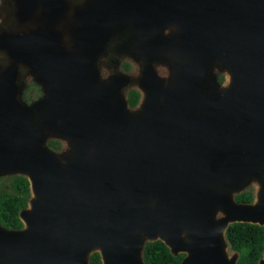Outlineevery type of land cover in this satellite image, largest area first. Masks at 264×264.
<instances>
[{
  "label": "water",
  "instance_id": "obj_1",
  "mask_svg": "<svg viewBox=\"0 0 264 264\" xmlns=\"http://www.w3.org/2000/svg\"><path fill=\"white\" fill-rule=\"evenodd\" d=\"M20 2L23 14L13 0L15 21L31 9L32 0ZM93 2L86 16L94 49L40 44L31 28L1 32L8 62L0 73V177L24 175L32 196L19 213L25 229L0 226V264H88L93 252L102 264H145L143 245L155 240L184 254L180 264H237L224 251L227 226H264V0ZM126 22L141 36L175 28L172 40L145 47L178 59L167 83L143 64L145 95L130 117L119 98L125 78L98 83L82 59L106 27ZM215 62L230 82L202 92ZM19 65L50 87L40 125L17 98ZM42 126L69 144L64 160L44 143ZM249 179L263 182L255 203L221 189ZM217 208L223 217L215 222Z\"/></svg>",
  "mask_w": 264,
  "mask_h": 264
},
{
  "label": "flooded vegetation",
  "instance_id": "obj_2",
  "mask_svg": "<svg viewBox=\"0 0 264 264\" xmlns=\"http://www.w3.org/2000/svg\"><path fill=\"white\" fill-rule=\"evenodd\" d=\"M4 1L5 6H7L6 0ZM150 4L152 6L158 5V3L154 2H150ZM94 5L95 3L93 2V0H32L30 11L28 12V9H26L27 15L24 17L25 19L21 18L22 21L20 22L23 24V22L25 21V25L27 22H30L32 24L31 30L33 31L34 35H36L37 40L39 37L40 44L42 43L43 45H45L49 43H56L58 47L63 48L69 53H72V49L74 47L83 45L85 47L89 46L91 48L95 46L97 47L98 41L96 39V34L90 35V33H87L88 28H93H91L92 25L90 19H88V17L86 16V12L89 13V11H93L91 10V8ZM22 9H24V5L22 4V2H20V0H18V12H21V14H23ZM2 11L3 10L0 8V15L3 16L8 12L7 8H5V11H3L5 13L1 14ZM6 16L8 15L6 14ZM23 27L19 29L23 30ZM160 30H164V28H149L147 34L145 36H141L133 29L132 24L129 22L121 25V27L114 28L113 26H108L106 27V34L104 40L100 43V46H98V48L94 51L93 48L89 52L90 54L87 55L88 57H82V59L85 62H88L89 65H91L92 68L95 69L96 73L98 70L97 66L103 64L115 69L120 65L122 73L126 74L130 71L131 65L134 63V61L140 62L142 64H150L153 59L162 54L159 52L151 53L145 47V44L147 42L156 41L158 39H173V36L169 38L166 36L160 37L157 34H153ZM25 34H27L26 29L18 33L19 36ZM110 47H112L113 50H110ZM122 49L123 52L121 54H129L130 57L127 56L123 58L121 54L118 55L119 51ZM21 72L19 71V74ZM220 78L222 80L219 85L224 83L223 75L218 76V79ZM139 84L140 82H137L136 86L131 84L122 90V97H124L126 111L138 109L142 104L145 93L142 88H140ZM121 89L122 88H120L119 93L121 92ZM134 94H137V102L132 106L130 104V98ZM49 140H57L60 143V139ZM60 149H62L61 143ZM52 151L57 153V151Z\"/></svg>",
  "mask_w": 264,
  "mask_h": 264
},
{
  "label": "rangeland",
  "instance_id": "obj_3",
  "mask_svg": "<svg viewBox=\"0 0 264 264\" xmlns=\"http://www.w3.org/2000/svg\"><path fill=\"white\" fill-rule=\"evenodd\" d=\"M6 4L7 6H5L4 0H0V8L3 11H5V8H7L8 11L6 13L8 16H6V14L4 16L0 15V35L1 32H5L7 34L22 32L24 30L23 24L17 19L16 21L14 19L15 5L13 3V0H6ZM3 11L1 12V14L5 13ZM22 27L23 30L22 29L20 30L19 28ZM174 32H175V28L168 27V28H164V30H160L153 34H157L160 37L166 36L170 38L171 36L174 35L173 34ZM110 50H113V48L110 47ZM122 52L123 49L119 51L118 55H120ZM121 56H123L124 58L129 56V54H125V55L121 54ZM0 57H1L0 59V73H1L3 68L7 65L8 59L7 56L4 55V52L2 51H0ZM177 60H178L177 58L171 55L160 54L158 57H156L150 62V66L152 67L157 79L167 83L170 82L175 76L174 64L177 62ZM142 66H143L142 63L134 61V63L131 65L130 71L126 74H123L120 65L118 66V68L115 69L100 64L97 66L98 70L96 69L97 81L98 83H104L109 81L113 77L123 76L126 80V84H124L121 87L122 89L121 92L119 93V98H122L124 100V97H122V90L131 84L136 86L137 81L140 78V72L142 70ZM220 75H223L224 77V83L221 85L217 83L218 76ZM229 82H230V76L227 70H225L220 65V63L215 62L214 64L211 65V67L208 69L205 75L204 82L201 87V91L204 92L207 90L214 89V87L217 85H219L220 88H226ZM15 85L17 91V98L22 102L24 107L28 108L34 113L33 124L40 125L41 117L45 113V108H47V105L50 102V97H51L50 87L36 80V77L30 72V70H26V69L20 73L19 80L15 83ZM135 112H137V109L127 111V115L129 117L133 116ZM41 128L43 129L45 144L46 142L49 141V139H60L59 141L62 145V149L58 150L57 153L55 152L56 153L55 155L61 161L64 160L65 156L70 153L69 144L66 142L65 139L45 129L43 126ZM262 185L263 182L257 179H249L243 184V186L239 190H233L227 186H222L221 189L227 192L233 200L237 194L244 191H250L253 195V203H255L257 202V194L261 190ZM222 217H223V213L221 212L220 209L217 208L213 215L214 221L217 222ZM142 240L143 243L147 241V239L145 238ZM224 246H225L224 251L228 258H231L232 256H236V257L238 256V254L229 250L225 240H224Z\"/></svg>",
  "mask_w": 264,
  "mask_h": 264
},
{
  "label": "trees",
  "instance_id": "obj_4",
  "mask_svg": "<svg viewBox=\"0 0 264 264\" xmlns=\"http://www.w3.org/2000/svg\"><path fill=\"white\" fill-rule=\"evenodd\" d=\"M221 78L217 83H221ZM133 106L137 102V94L130 98ZM47 147L58 151L60 143L49 140ZM28 179L21 174L5 175L0 178V226L6 230L19 231L23 223L19 213L28 207L31 198ZM235 202L250 204L253 195L244 191L234 197ZM224 237L230 251L237 253V264H258L264 251V226L250 223L229 224ZM184 254L173 255L169 248L161 241H147L143 245L142 260L145 264H180ZM88 264H102L97 252L90 254Z\"/></svg>",
  "mask_w": 264,
  "mask_h": 264
},
{
  "label": "bare ground",
  "instance_id": "obj_5",
  "mask_svg": "<svg viewBox=\"0 0 264 264\" xmlns=\"http://www.w3.org/2000/svg\"><path fill=\"white\" fill-rule=\"evenodd\" d=\"M28 28H32V24L30 22L26 23V30H28ZM24 66L23 65H19V71H24Z\"/></svg>",
  "mask_w": 264,
  "mask_h": 264
}]
</instances>
